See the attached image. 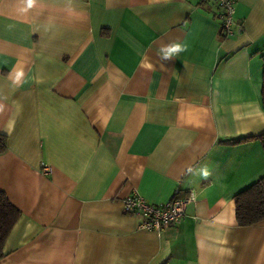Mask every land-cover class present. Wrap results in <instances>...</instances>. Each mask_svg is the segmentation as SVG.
Listing matches in <instances>:
<instances>
[{
    "label": "crops",
    "instance_id": "obj_1",
    "mask_svg": "<svg viewBox=\"0 0 264 264\" xmlns=\"http://www.w3.org/2000/svg\"><path fill=\"white\" fill-rule=\"evenodd\" d=\"M217 13L0 0V191L20 213L0 264H264V219L239 225L234 201L264 176V0H235L226 38ZM171 43L186 50L164 61ZM176 189L195 197L176 226L123 210Z\"/></svg>",
    "mask_w": 264,
    "mask_h": 264
},
{
    "label": "built area",
    "instance_id": "obj_2",
    "mask_svg": "<svg viewBox=\"0 0 264 264\" xmlns=\"http://www.w3.org/2000/svg\"><path fill=\"white\" fill-rule=\"evenodd\" d=\"M217 8L221 35L228 37L240 32L242 26L234 21L235 0H205ZM48 168L43 167V172ZM176 189L173 196L159 204L148 203L136 192L122 199L123 210L127 213L138 214L141 218L139 227L147 230H160L167 226H176L184 216L185 207L195 200L192 192L184 197L178 196Z\"/></svg>",
    "mask_w": 264,
    "mask_h": 264
},
{
    "label": "trees",
    "instance_id": "obj_3",
    "mask_svg": "<svg viewBox=\"0 0 264 264\" xmlns=\"http://www.w3.org/2000/svg\"><path fill=\"white\" fill-rule=\"evenodd\" d=\"M261 96L262 105H264V81H262ZM252 137L258 139L262 148H264V133ZM250 138L251 136H247L229 141L235 142ZM5 149L6 138L3 134H0V153ZM234 201L235 219L239 225H251L264 219V176L235 194ZM19 214V211L12 205L6 194L0 191V258L4 255L3 245L5 239Z\"/></svg>",
    "mask_w": 264,
    "mask_h": 264
},
{
    "label": "clouds",
    "instance_id": "obj_4",
    "mask_svg": "<svg viewBox=\"0 0 264 264\" xmlns=\"http://www.w3.org/2000/svg\"><path fill=\"white\" fill-rule=\"evenodd\" d=\"M33 3L34 0H27V5L29 8L32 7ZM185 50H186L185 47L182 46L180 43H171L161 47L158 54L160 55L162 60L169 61L173 57L177 56L179 53ZM148 67H151V65H148ZM23 75H24L23 72H18L15 82L19 83ZM189 171H191V169H189ZM201 172L204 177H207L209 175V171L207 170V167L201 169Z\"/></svg>",
    "mask_w": 264,
    "mask_h": 264
}]
</instances>
